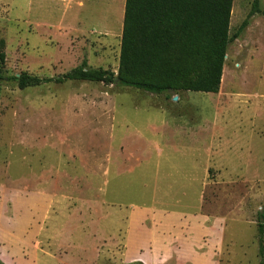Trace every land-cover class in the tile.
<instances>
[{
    "label": "rangeland",
    "instance_id": "rangeland-1",
    "mask_svg": "<svg viewBox=\"0 0 264 264\" xmlns=\"http://www.w3.org/2000/svg\"><path fill=\"white\" fill-rule=\"evenodd\" d=\"M124 1L0 0L1 73L116 74ZM222 75L216 94L0 81V264H260L263 15Z\"/></svg>",
    "mask_w": 264,
    "mask_h": 264
},
{
    "label": "trees",
    "instance_id": "trees-1",
    "mask_svg": "<svg viewBox=\"0 0 264 264\" xmlns=\"http://www.w3.org/2000/svg\"><path fill=\"white\" fill-rule=\"evenodd\" d=\"M233 0H125L117 73L90 69L83 61L57 78L22 72L5 77L0 48V81L20 89L65 81L134 88L152 94L202 92L216 94L228 44L246 28L254 14L264 16L255 0L236 33L229 35ZM264 206L257 214V244L263 264ZM141 264V263H136Z\"/></svg>",
    "mask_w": 264,
    "mask_h": 264
},
{
    "label": "water",
    "instance_id": "water-1",
    "mask_svg": "<svg viewBox=\"0 0 264 264\" xmlns=\"http://www.w3.org/2000/svg\"><path fill=\"white\" fill-rule=\"evenodd\" d=\"M225 57H226V56H225ZM173 99L176 101V99H177V98H176V97H174Z\"/></svg>",
    "mask_w": 264,
    "mask_h": 264
}]
</instances>
